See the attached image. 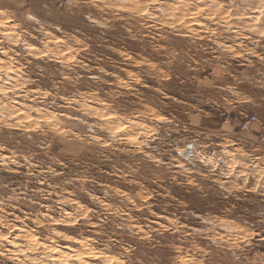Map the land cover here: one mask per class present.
<instances>
[{"label":"rangeland","instance_id":"obj_1","mask_svg":"<svg viewBox=\"0 0 264 264\" xmlns=\"http://www.w3.org/2000/svg\"><path fill=\"white\" fill-rule=\"evenodd\" d=\"M0 264H264V0H0Z\"/></svg>","mask_w":264,"mask_h":264},{"label":"built area","instance_id":"obj_2","mask_svg":"<svg viewBox=\"0 0 264 264\" xmlns=\"http://www.w3.org/2000/svg\"><path fill=\"white\" fill-rule=\"evenodd\" d=\"M255 119H256V117L247 118L246 121L243 123L242 128L243 129H248L253 124Z\"/></svg>","mask_w":264,"mask_h":264}]
</instances>
